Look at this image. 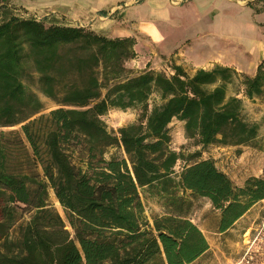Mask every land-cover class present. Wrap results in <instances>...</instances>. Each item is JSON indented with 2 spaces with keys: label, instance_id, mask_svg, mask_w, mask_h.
Returning <instances> with one entry per match:
<instances>
[{
  "label": "trees",
  "instance_id": "trees-1",
  "mask_svg": "<svg viewBox=\"0 0 264 264\" xmlns=\"http://www.w3.org/2000/svg\"><path fill=\"white\" fill-rule=\"evenodd\" d=\"M133 45V38L45 25L34 17L0 20V127L20 125L24 136L0 131V264H190L209 247L186 216L190 196L207 199L219 212L218 233L264 199L263 178L250 176L238 186L211 159L176 172L184 155L170 148L168 132L177 119L186 138L202 147L249 145L258 125L243 116L239 95L262 97L264 62L252 76L222 65L192 74L177 65L171 75L134 73L125 65L135 56ZM33 77L59 107L29 120L43 110L23 82ZM238 79L240 93L228 94ZM153 92L161 102L149 108ZM136 107V122L117 134L107 130L101 117L109 109ZM25 142L41 173L21 168L28 162ZM112 146L124 156L106 158ZM13 151L25 159L19 168H10ZM50 191L63 215L49 203ZM141 194L159 200L167 213L150 223ZM25 213L28 220L14 238L11 231Z\"/></svg>",
  "mask_w": 264,
  "mask_h": 264
},
{
  "label": "crops",
  "instance_id": "crops-1",
  "mask_svg": "<svg viewBox=\"0 0 264 264\" xmlns=\"http://www.w3.org/2000/svg\"><path fill=\"white\" fill-rule=\"evenodd\" d=\"M1 2L45 25L79 26L109 38H133L135 56L125 65L134 73L150 69L171 75L177 65L192 74L222 65L252 76L264 62V0ZM144 9L148 15H141ZM9 10L0 18L17 15Z\"/></svg>",
  "mask_w": 264,
  "mask_h": 264
},
{
  "label": "rangeland",
  "instance_id": "rangeland-1",
  "mask_svg": "<svg viewBox=\"0 0 264 264\" xmlns=\"http://www.w3.org/2000/svg\"><path fill=\"white\" fill-rule=\"evenodd\" d=\"M0 1V17L6 10L13 9V12L19 14L24 12L22 10H14L15 8L6 7L1 4ZM4 8H7L4 10ZM9 10V11H10ZM10 11V12H11ZM141 15H148L147 10H143ZM4 18H0L3 20ZM187 34L188 31H187ZM24 84L26 87L35 92L43 103V110L32 116L30 119L37 117L39 114H47L50 110L59 107L53 100L43 96L39 91V86L36 81V77L24 78ZM240 79L228 86V94L234 92L240 93L241 91ZM243 101V116L250 122H254L258 125V134L254 141L249 145L243 146H222V145H208L202 147L196 141V139L186 138L184 133L183 122L177 119H173L168 125V132L171 137L170 148L180 154H183V159L177 161L174 169L179 172L182 166L186 163L194 162L200 159H211L215 166L219 170H223L230 177L234 184L240 186L244 180L250 176H256L264 179V94L260 98L254 100H248L239 95ZM161 101L157 93L153 92L148 101L149 108L155 104H159ZM139 116L138 107L134 109H128L125 111L118 109H109L102 117L108 131L116 133L120 127L136 122ZM20 125L10 127H0V131L8 133L10 131L18 130L22 139L23 134L20 132ZM9 138V136H8ZM75 143V142H73ZM27 149V164H22V169L27 171L30 169H36L41 173L40 165L37 164L35 158L31 154V150L28 144L25 142ZM68 147L69 152L74 147L72 144H65ZM42 155L45 158L43 153ZM118 157L124 156L122 149L119 146H112L106 149L105 157ZM72 160L79 164L80 155L78 152L73 151L71 155ZM25 159L18 156L16 151H13L9 158L10 168H19ZM36 165V166H35ZM141 199L144 206V215L151 223L152 217L161 216L167 213V210L162 207L159 200L141 194ZM191 200V207L187 213L189 218L194 224H196L202 231L208 242V249L196 260L190 264H235L240 260L246 250L247 246V234L251 235L256 233L263 216H264V199L255 203L241 217L236 223L224 233H218L216 226L219 218V212L211 207L209 201L201 197H189ZM49 203L63 215L62 208L53 195V192L49 193ZM28 213H25L22 219L12 229V237H16L18 233V226L24 224L28 220ZM244 233V234H243ZM251 264H264V254H255Z\"/></svg>",
  "mask_w": 264,
  "mask_h": 264
},
{
  "label": "built area",
  "instance_id": "built-area-1",
  "mask_svg": "<svg viewBox=\"0 0 264 264\" xmlns=\"http://www.w3.org/2000/svg\"><path fill=\"white\" fill-rule=\"evenodd\" d=\"M176 1V0H172ZM17 16L22 18H29L35 16L20 12ZM37 19V18H36ZM247 234V246L244 254L240 260H238L235 264H251L255 254L260 253L264 254V216L256 229V233L251 235L250 232H245ZM244 234V233H243Z\"/></svg>",
  "mask_w": 264,
  "mask_h": 264
}]
</instances>
